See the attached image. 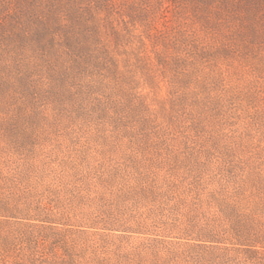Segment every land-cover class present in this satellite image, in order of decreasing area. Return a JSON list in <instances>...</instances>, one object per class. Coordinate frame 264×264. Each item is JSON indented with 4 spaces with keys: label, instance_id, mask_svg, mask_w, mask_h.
I'll use <instances>...</instances> for the list:
<instances>
[{
    "label": "rangeland",
    "instance_id": "rangeland-1",
    "mask_svg": "<svg viewBox=\"0 0 264 264\" xmlns=\"http://www.w3.org/2000/svg\"><path fill=\"white\" fill-rule=\"evenodd\" d=\"M169 187H264V0H0V205L129 219L155 264L194 242Z\"/></svg>",
    "mask_w": 264,
    "mask_h": 264
},
{
    "label": "trees",
    "instance_id": "trees-1",
    "mask_svg": "<svg viewBox=\"0 0 264 264\" xmlns=\"http://www.w3.org/2000/svg\"><path fill=\"white\" fill-rule=\"evenodd\" d=\"M206 189L168 188L171 194L197 190L190 209L180 200L174 219L185 224L184 234L194 242H165V257L151 253L155 264H264V187H215L200 200L198 191ZM183 209L193 212L185 215L186 221L179 217ZM17 214L30 222L18 224L11 235L5 228L9 219L19 218ZM0 216L6 219L0 220V264H142L143 252L150 250L146 248H155L145 242L132 245L128 236H119L126 242L114 248L109 236L99 231L140 233L139 224L135 227L129 219L119 221L102 211L77 213L61 201L37 202L23 209L4 202Z\"/></svg>",
    "mask_w": 264,
    "mask_h": 264
}]
</instances>
